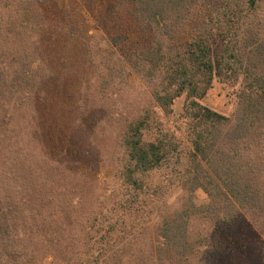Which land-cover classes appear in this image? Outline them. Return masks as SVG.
Returning <instances> with one entry per match:
<instances>
[{
  "label": "trees",
  "instance_id": "trees-1",
  "mask_svg": "<svg viewBox=\"0 0 264 264\" xmlns=\"http://www.w3.org/2000/svg\"><path fill=\"white\" fill-rule=\"evenodd\" d=\"M21 1L11 0V5L21 7ZM36 1L26 0L24 9L34 12ZM129 4L151 41L116 64L144 84L147 100L164 117L172 115L173 102L184 96L179 114L183 137L164 127L147 107L127 120L120 134L126 199L116 201L110 216L93 215L77 237L69 234V211L44 199L53 194L47 185L63 182L66 173L32 175L29 168L46 160L37 159L27 170L21 165L17 175L8 157L10 168L3 177L8 183L0 172V264H42L47 258L54 264H213L229 256L224 247L226 242L232 246L231 235L224 228H235L232 235L251 236L238 247L244 252L240 258L254 259L259 249L264 264V0ZM13 29L16 42L0 54L14 71L0 73V99L4 101V91L10 95L0 121V135L7 131L8 138L0 139V147L9 151L12 111L34 107L42 88V79L37 81L30 70L33 26ZM16 49L23 53L17 70ZM110 78L100 80L102 90ZM216 78L241 80L231 117L200 103ZM17 92L23 102L14 97ZM48 163L55 171L56 162ZM158 171L166 174L162 182L151 180ZM30 177L42 183L26 181ZM172 190L182 195L177 210L168 207ZM150 225L151 235L144 234Z\"/></svg>",
  "mask_w": 264,
  "mask_h": 264
},
{
  "label": "rangeland",
  "instance_id": "rangeland-1",
  "mask_svg": "<svg viewBox=\"0 0 264 264\" xmlns=\"http://www.w3.org/2000/svg\"><path fill=\"white\" fill-rule=\"evenodd\" d=\"M23 1L21 7L12 6L11 0L0 1V35L3 34L0 54H5L8 45L16 42V37L10 33L13 28L33 26L34 56L30 55V70L37 81L42 79V88L34 107L21 106V110L15 108L12 111L9 129L12 142L8 143L13 145L10 150L13 153L1 145L0 172L3 178L4 171L10 168L6 165L8 157L11 169H15L17 175L21 165L27 170V165L36 163L37 159L46 160L29 168L32 175L65 172L63 182L47 185L53 194L44 199L50 201L51 207L69 211L72 215L69 234L77 237V231L85 228L93 215L110 216L115 212L112 208L116 207V201L126 199L123 197L126 190L121 177L123 150L120 144L126 121L147 107L164 127L175 129L183 137L179 114L184 96L173 102L172 115L164 117L147 100L144 84L118 68L116 60L144 49L151 41L149 30L133 19L129 0H38L34 12L24 9L27 3ZM15 52L14 67L17 70L23 53L20 49ZM6 62L1 56L0 73L14 75ZM106 67L111 70L107 71ZM104 75L112 78L109 86L102 90L100 80ZM17 88L19 86L13 91ZM241 88V80L216 78L200 103L231 117L237 108ZM2 94L0 121L5 116V100L10 99L7 91ZM14 97L23 102L21 92L15 93ZM13 101L16 100L13 98ZM35 129L36 136L32 134ZM4 138H8L7 131L1 132L0 139ZM50 161L56 162L53 172L47 165ZM165 176V172L158 171L152 174L151 180L162 182ZM26 181L42 183L34 177ZM3 182L8 183V180L3 178ZM181 199L182 195L172 190L167 196L168 207L179 209ZM224 229L231 235L232 246L226 242L224 247L229 256L225 262L218 258L213 264H260L259 249H255L257 257L252 259L250 256L251 260L239 255L244 252L238 247L247 245L251 236L246 233L232 235L235 228ZM151 232L150 225L148 233L144 234L151 235ZM247 250L248 246L245 252ZM42 264L54 263L47 258Z\"/></svg>",
  "mask_w": 264,
  "mask_h": 264
}]
</instances>
